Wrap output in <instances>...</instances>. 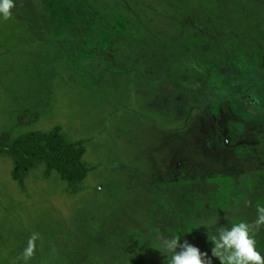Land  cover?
Returning a JSON list of instances; mask_svg holds the SVG:
<instances>
[{"label": "rangeland", "instance_id": "rangeland-1", "mask_svg": "<svg viewBox=\"0 0 264 264\" xmlns=\"http://www.w3.org/2000/svg\"><path fill=\"white\" fill-rule=\"evenodd\" d=\"M0 20V134H59L71 187L0 153V264H165L203 223L253 225L264 254V0H15ZM201 226V227H200ZM213 264H221L212 257Z\"/></svg>", "mask_w": 264, "mask_h": 264}, {"label": "clouds", "instance_id": "clouds-1", "mask_svg": "<svg viewBox=\"0 0 264 264\" xmlns=\"http://www.w3.org/2000/svg\"><path fill=\"white\" fill-rule=\"evenodd\" d=\"M14 7L15 0H0V20L10 19ZM256 213L254 226L259 230L264 228V204L256 205ZM217 223L218 220L201 225L208 229V239L213 245L211 257L187 241L181 243V236L158 234L154 248L167 256L165 264H213L212 257L218 258L221 264H264V254L258 248L252 224L241 220L231 223L230 227H217ZM37 239L35 233L29 239L22 253L24 264L33 257Z\"/></svg>", "mask_w": 264, "mask_h": 264}, {"label": "trees", "instance_id": "trees-1", "mask_svg": "<svg viewBox=\"0 0 264 264\" xmlns=\"http://www.w3.org/2000/svg\"><path fill=\"white\" fill-rule=\"evenodd\" d=\"M84 151L83 145L67 142L58 130L51 133L28 132L16 139L7 132L0 134V153L13 157V177L22 182L37 163L45 162L49 170H57L75 188L89 171L82 160Z\"/></svg>", "mask_w": 264, "mask_h": 264}]
</instances>
